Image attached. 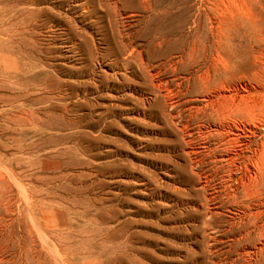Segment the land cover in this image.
Returning <instances> with one entry per match:
<instances>
[{"label": "rangeland", "instance_id": "obj_1", "mask_svg": "<svg viewBox=\"0 0 264 264\" xmlns=\"http://www.w3.org/2000/svg\"><path fill=\"white\" fill-rule=\"evenodd\" d=\"M0 264H264V0H0Z\"/></svg>", "mask_w": 264, "mask_h": 264}, {"label": "bare ground", "instance_id": "obj_2", "mask_svg": "<svg viewBox=\"0 0 264 264\" xmlns=\"http://www.w3.org/2000/svg\"><path fill=\"white\" fill-rule=\"evenodd\" d=\"M1 178H2V176H1Z\"/></svg>", "mask_w": 264, "mask_h": 264}]
</instances>
